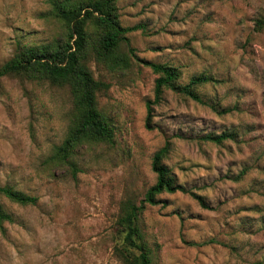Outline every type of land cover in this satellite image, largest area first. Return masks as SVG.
<instances>
[{
    "label": "rangeland",
    "instance_id": "rangeland-1",
    "mask_svg": "<svg viewBox=\"0 0 264 264\" xmlns=\"http://www.w3.org/2000/svg\"><path fill=\"white\" fill-rule=\"evenodd\" d=\"M117 8L123 27L145 26L127 34L138 58L175 67L181 83L199 73L221 81L200 89L216 111L168 89L151 104L147 129L156 76L133 58L123 71L91 58L114 138L76 148L73 175L50 159L68 131V89L0 77V186L38 199L20 206L0 196L13 219L0 224V264H123L121 204L155 183L151 160L167 141L165 165L206 208L175 192L145 209L152 264H264V30L254 28L264 0H117ZM50 11L48 0H0V66L25 45L61 39ZM222 132L235 140H198Z\"/></svg>",
    "mask_w": 264,
    "mask_h": 264
},
{
    "label": "trees",
    "instance_id": "trees-1",
    "mask_svg": "<svg viewBox=\"0 0 264 264\" xmlns=\"http://www.w3.org/2000/svg\"><path fill=\"white\" fill-rule=\"evenodd\" d=\"M50 12L62 26L59 41L52 45H25L3 65L0 77L23 76L32 82H45L51 86L66 87L71 97L69 127L63 142L54 147L51 160L69 167L74 175L78 167L73 160L76 148L89 143H112L114 131L109 120L100 112L97 93L106 84L96 80L88 67L89 59L105 64L112 70L123 71L130 66V59L148 67L156 76L154 100L147 103L146 128L149 129L151 104H158L165 90H170L198 104L207 105L216 111L213 103L205 100L200 89L207 85H219L220 80L207 73L193 75L181 83L179 71L167 64H157L140 59L130 46L127 34L141 30L144 25L123 27L119 20L117 0H48ZM255 31L264 30V17L255 21ZM125 45L128 54L121 52ZM223 110L221 114L227 113ZM236 133H209L198 140L202 143L222 145L235 140ZM171 150L167 141L158 149L151 160V170L156 176L155 183L147 189L142 199L122 202L116 222L120 239L115 248L123 264H152L153 251L140 225V217L149 206L160 204L158 197L163 193L190 194L201 207L206 208L202 197L180 185L164 161ZM0 196L20 206L35 205L37 197L27 195L10 185L0 186ZM12 216L0 203V224L12 222Z\"/></svg>",
    "mask_w": 264,
    "mask_h": 264
}]
</instances>
